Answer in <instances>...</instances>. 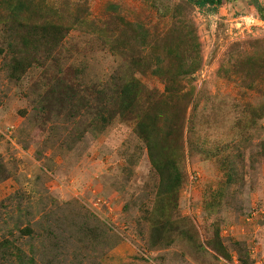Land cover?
<instances>
[{"label": "rangeland", "instance_id": "1", "mask_svg": "<svg viewBox=\"0 0 264 264\" xmlns=\"http://www.w3.org/2000/svg\"><path fill=\"white\" fill-rule=\"evenodd\" d=\"M248 15L264 0H0V264H264Z\"/></svg>", "mask_w": 264, "mask_h": 264}, {"label": "trees", "instance_id": "2", "mask_svg": "<svg viewBox=\"0 0 264 264\" xmlns=\"http://www.w3.org/2000/svg\"><path fill=\"white\" fill-rule=\"evenodd\" d=\"M201 1H202V4H205V3H213L216 0H201ZM21 25L22 24H20L18 27H20ZM21 27H23V26H21ZM54 34H55V29H53V31H52V35H54ZM36 41L44 43V41L40 40L39 38H37ZM38 42H34L33 46L34 47H38L39 46ZM25 61H27V56H25L23 59L19 60L17 64L12 63L11 66H9L13 76L18 74L20 69L23 67V64H24ZM63 94L65 95V100L68 101V102H71V103H73V101H75L78 98L77 95L75 94V92L72 89H64L63 90ZM137 95H138V93L135 92L134 88L131 87L129 84L123 86V88L121 90V98L123 99L122 100L123 103H129V100L131 101L132 97L133 96H137ZM106 111L107 110L102 105H100V108L97 111L98 115L100 116V119L102 120V123L104 125H106L108 123V121H110L108 118H105V116H104ZM152 156H154V155H152ZM170 178H171L170 180H168L166 183H164V186L169 184V183H172L173 184V193H172V191H171V189H170V187L168 185H167L168 188H166V189L162 188V190L159 193V195L162 198L167 200L168 204H172V203L176 202V199L178 198V195H179L178 191L180 189L178 187L176 178L174 176H172V175H170ZM162 193H163L164 196H166V198L161 195ZM169 193L172 194V196H170ZM217 249L222 255L226 256V253H225L224 249H222V248H217Z\"/></svg>", "mask_w": 264, "mask_h": 264}, {"label": "built area", "instance_id": "3", "mask_svg": "<svg viewBox=\"0 0 264 264\" xmlns=\"http://www.w3.org/2000/svg\"><path fill=\"white\" fill-rule=\"evenodd\" d=\"M240 21H244L246 27L250 26V27H259V28H264V20L257 18L253 15H248V16H243L238 18ZM242 23L238 22V25L240 26ZM237 25V26H238Z\"/></svg>", "mask_w": 264, "mask_h": 264}]
</instances>
